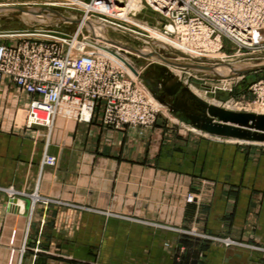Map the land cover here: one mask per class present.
Listing matches in <instances>:
<instances>
[{"label": "crops", "instance_id": "crops-1", "mask_svg": "<svg viewBox=\"0 0 264 264\" xmlns=\"http://www.w3.org/2000/svg\"><path fill=\"white\" fill-rule=\"evenodd\" d=\"M29 100L0 85V187L42 198L29 216L28 197L0 192V264H264V145L162 120L114 130L57 117V165L41 167Z\"/></svg>", "mask_w": 264, "mask_h": 264}, {"label": "built area", "instance_id": "built-area-1", "mask_svg": "<svg viewBox=\"0 0 264 264\" xmlns=\"http://www.w3.org/2000/svg\"><path fill=\"white\" fill-rule=\"evenodd\" d=\"M133 1H138L137 9L132 8ZM66 4L84 12V21L117 30H127L122 23L134 21L137 12L148 8L162 18L163 35L199 56L219 53L225 39L238 53L264 52V0H75ZM108 17L119 24L108 22ZM83 30L88 32L82 25L73 38L58 34L54 40L22 39L16 45H0V84L8 79L34 97L27 128L50 133L65 105L75 107L82 121L92 120L100 106L98 118L103 125L151 127L158 109L132 78L136 66L104 39L81 40ZM93 49H101L102 55ZM251 89L264 106V84ZM55 164V157L44 154L41 166Z\"/></svg>", "mask_w": 264, "mask_h": 264}, {"label": "rangeland", "instance_id": "rangeland-1", "mask_svg": "<svg viewBox=\"0 0 264 264\" xmlns=\"http://www.w3.org/2000/svg\"><path fill=\"white\" fill-rule=\"evenodd\" d=\"M79 1L88 3L87 1L89 0ZM0 4H9V6H11L12 8L27 9L26 12H31L32 14L29 15L24 11L12 9L11 7L0 9V45H16L22 39L54 40L53 38L55 37V35L58 34H62L67 38H73V36L76 35V33L78 32L80 23L83 22V19L85 20L84 12L76 9L71 4H66L64 0H0ZM30 10H33V12ZM161 19L162 18L158 14L150 11L148 8H144L137 12L136 17H134V21L122 23L124 24L123 26L127 28V30H117L113 26H106V24V27H104L106 37L108 38V40H110L112 46H114L112 50L116 49L119 51H123L126 56V61L129 63L131 62V64L133 65L135 64L136 68H138V72H136V77L132 78L138 86L142 87L146 91V93L156 104L158 112L151 127L139 125H124L120 129H114L113 127L103 125L98 118V115L101 113L100 106H97L96 110L94 111L93 119L89 122L82 121L81 119H79L76 114L75 107L73 108L71 105L68 106L70 109L67 110V113L63 114L61 113V111H59L56 118L62 117L65 120L72 119L83 123H92L93 121H96L101 126L114 130H124L127 128L152 130L155 127L157 121L162 120L165 123H178L180 125H184L194 133H199L202 135L206 134L208 136L209 134L193 128L184 119L175 116V114L172 113L171 109L167 105L160 103L153 96L148 83L152 84L155 81V73L158 71L159 68H166L172 77L176 74L172 73V70L177 71L178 75L177 77H174V81H180L183 86L188 89V91H190V86L196 88L202 96V98L199 97L202 100L215 101L217 103H220V106L222 108L235 112H247L256 114L257 111H262V113L264 114V111L261 110V107L263 106L260 105L261 100L259 96L251 89L252 86H254L255 84H264V70L241 75L233 74V70L236 69L264 65V52L260 53L248 50H240L241 52L238 53V49L233 47L231 42L225 39L223 40V49L219 53L211 56H199L194 54L192 51H187L186 49L177 45L175 41L164 36L159 31L162 26ZM107 21L119 24V22L112 17H108ZM85 22L88 23V21H84V24ZM86 25L83 26L86 27L87 30H89L88 32H86V30H83L82 34L80 33L81 40H84L87 37H91L94 39L96 38L97 40H99L97 37L94 36L93 32ZM139 25L141 26L140 28ZM99 27L102 28V26L100 25ZM145 28H151L150 30H154L155 28L154 31L158 32L159 37L161 39H158L154 35L151 38L150 32L148 33ZM40 33L44 35L38 36ZM152 39L156 42H152ZM158 41H161L166 45H162L158 43ZM120 47H122V49ZM146 49L147 55H142L143 53H140L139 55V53H136L138 51L141 52ZM93 50H95L98 55H102L101 49ZM156 55L174 63H189L211 66L213 67L215 72L199 71L196 69L176 67L163 62L162 60L157 58ZM216 71L219 72L216 73ZM5 81L13 85L17 91L25 93L30 97L29 103L27 105V114L24 117V127L28 130H34L35 128H27L28 109L34 97L29 95L25 91L19 89L8 79H5L3 83ZM191 93L195 95L192 91ZM53 128L54 124L50 133L43 130L45 133L46 140L45 151L43 152L42 157L44 156V154L53 156L47 151ZM55 159L56 164L54 166H41V161L40 166L55 167L57 165V157H55ZM8 189H13L14 193H8ZM0 192L5 194L9 199L12 200L18 197H28L30 200L29 216L32 215L36 202L42 200V198L36 192L27 194L23 193L22 191L16 190L12 186L0 187ZM44 200L49 201L50 199ZM186 201L192 203L194 201V196L188 195ZM187 233L194 237L217 241L221 243L224 247H233L238 245L236 241H233L230 238H215L213 236H209L198 231L196 228L190 229L189 231H187ZM23 250L24 245L21 249V252H23Z\"/></svg>", "mask_w": 264, "mask_h": 264}, {"label": "water", "instance_id": "water-1", "mask_svg": "<svg viewBox=\"0 0 264 264\" xmlns=\"http://www.w3.org/2000/svg\"><path fill=\"white\" fill-rule=\"evenodd\" d=\"M12 9L24 12L27 11V9ZM161 59L167 64L169 63L180 68L214 72V69L211 66L189 63L181 64L167 61L163 58ZM263 70L264 65L250 66L243 69L233 70V74L241 75ZM167 78L169 80L173 79V77L171 76ZM181 86H183V84L178 81L172 85V89L178 91ZM176 91L170 92L169 94L175 96L177 93ZM185 96L186 104L190 100L191 108L194 110L195 115L190 120L185 121L189 123L193 128L216 137L228 138L246 143L264 144V115L247 112H235L226 110L222 107L209 105L206 101L193 95L190 91H188L187 88H185Z\"/></svg>", "mask_w": 264, "mask_h": 264}, {"label": "flooded vegetation", "instance_id": "flooded-vegetation-1", "mask_svg": "<svg viewBox=\"0 0 264 264\" xmlns=\"http://www.w3.org/2000/svg\"><path fill=\"white\" fill-rule=\"evenodd\" d=\"M155 74V81L152 84L148 83L153 96L160 103L167 105L175 116L184 120H190L194 117V110L191 108L190 100L187 102L190 106L185 102V87L181 86L178 91L173 90L172 85H168L169 79L167 77L170 76L163 70V68H159ZM173 91L177 92L175 96L169 94Z\"/></svg>", "mask_w": 264, "mask_h": 264}, {"label": "bare ground", "instance_id": "bare-ground-1", "mask_svg": "<svg viewBox=\"0 0 264 264\" xmlns=\"http://www.w3.org/2000/svg\"><path fill=\"white\" fill-rule=\"evenodd\" d=\"M75 0H64V2H66V3H70V2H74ZM91 0H89V1H87V2H90ZM83 2V1H82ZM131 6H132V8L133 9H137L138 7H139V3H138V1H133L132 3H131ZM8 7H11V6H9V4H0V9H5V8H8ZM12 8V7H11ZM127 10H128V7L126 8ZM30 11H32L33 12V10H30ZM35 11V10H34ZM25 13H27V14H29V15H32L31 14V12H26L25 11ZM82 19H83V17H82ZM87 24V25H86ZM82 25H86L88 28H90V30L93 32V34H94V36L95 37H97L98 39H104L106 42H108V43H110V44H112L111 42H110V40H108V38L106 37V33H105V31H104V27H99V25L97 26V24H94V23H86L85 22V24H84V19H83V22L82 23H80V25L79 26H82ZM137 26V25H136ZM141 26L139 25V28H140ZM147 31H148V33L150 32V37L152 38L153 37V35L154 36H156L158 39L160 38L159 37V34H158V32L157 31H154V30H150L149 28L147 29V28H145ZM89 30V29H88ZM46 31H48V30H46ZM82 34V33H81ZM39 35H44V34H42V33H40ZM161 35V34H160ZM165 36V35H164ZM163 37V36H162ZM138 38V37H137ZM142 39V38H141ZM161 39V38H160ZM164 39V38H163ZM145 41V40H144ZM143 41V42H144ZM165 41V40H164ZM150 42V41H149ZM152 42H156L155 40H153L152 39ZM158 43H160V44H162V45H166L165 43H163V42H161V41H158ZM177 43V42H176ZM123 47V46H122ZM122 47H120L121 49H122ZM119 48V49H120ZM126 48V47H125ZM144 49V48H143ZM126 50V49H125ZM149 51V50H148ZM134 52H136V51H134ZM146 52H147V49L146 50H143V51H138V52H136L137 54L139 53V55H140V53L142 54V55H147L146 54ZM153 54V53H152ZM141 55V56H142ZM156 57L157 58H159L160 60H162L160 57H158L157 55H156ZM129 63V62H128ZM131 63V62H130ZM176 63V62H175ZM169 64V63H168ZM135 65V64H134ZM225 66H226V64H225ZM226 68H227V66H226ZM232 68H234V67H232ZM138 69V68H137ZM218 69V68H217ZM164 71H166L167 73H168V75L169 76H171L170 74H169V72H168V70L165 68V69H163ZM215 72V71H214ZM219 71H216V73H218ZM172 73H176L175 74V76L177 77V71H174V70H172ZM179 73V72H178ZM221 73V72H220ZM175 76H173V79H170L169 81H168V85H173L174 83H176V82H178V81H174V77ZM181 76V75H180ZM172 77V76H171ZM189 90H190V92L192 91L194 94H195V96H198V97H201L202 98V96L200 95V93H199V91L196 89V88H194V87H192V86H190V88H189ZM205 101V100H204ZM206 102L209 104V105H214V106H217V107H221L220 106V103H217V102H215V101H207L206 100ZM64 108H69L67 105H65V106H63ZM62 107V108H63ZM264 107V106H263ZM263 107H261L262 109L261 110H263L264 111V108ZM258 108V107H257ZM259 109V108H258ZM227 110V109H226ZM256 110V109H255ZM256 114H258V115H264L263 113H262V111H257L256 112ZM216 137V136H215ZM218 138H221V137H218ZM241 142V141H240Z\"/></svg>", "mask_w": 264, "mask_h": 264}]
</instances>
